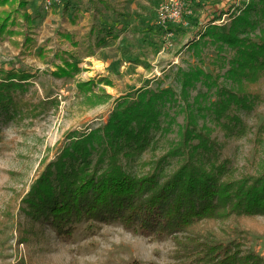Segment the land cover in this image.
I'll use <instances>...</instances> for the list:
<instances>
[{"label": "rangeland", "instance_id": "rangeland-1", "mask_svg": "<svg viewBox=\"0 0 264 264\" xmlns=\"http://www.w3.org/2000/svg\"><path fill=\"white\" fill-rule=\"evenodd\" d=\"M66 1L27 0L25 9L18 0L0 3V17L6 23L5 29L0 28V70L31 75L23 81L24 90L14 93L23 101L20 111L0 122V264H186L171 236L152 237L119 221L94 227L82 221L70 236H61L49 223L33 227L22 210L23 199L72 134L104 126L119 101L136 99L146 90H150L147 96L157 93L166 98L163 129L169 130L161 136L156 153L146 151L141 161L165 154L191 119L199 127L206 125L211 137L223 142L224 132L215 124L210 103L196 102L208 87L199 80H185L197 68L239 95L248 97L249 89L258 88L260 98L252 109L241 111L250 132L228 139L224 147L241 170L257 173L255 169L264 166V138L257 148V164L251 159L256 150L254 133L258 125L264 126V78L248 88L244 76L230 75L229 59L235 50L226 45L224 53H217L215 45L204 47L200 60L190 46L199 39L198 28L188 20L201 17V23L207 24L217 13L220 20L211 24L228 26L250 0H201L203 8L187 6L190 13L175 23L160 20L158 9L164 0H109L113 8L98 3V12L89 0H72L65 12ZM259 20L263 25L264 18ZM257 29L249 36L255 37ZM102 35H107L106 41L98 45ZM64 59L75 63L76 69L67 67ZM137 59L143 64L137 65ZM59 67L67 72L60 73ZM92 80L100 99L88 98L79 87ZM164 90H171L175 101L168 102L171 95ZM220 96L213 88L210 100ZM173 168L171 164L166 170ZM258 219L264 224V217ZM247 246L264 258V231L253 232Z\"/></svg>", "mask_w": 264, "mask_h": 264}, {"label": "trees", "instance_id": "trees-1", "mask_svg": "<svg viewBox=\"0 0 264 264\" xmlns=\"http://www.w3.org/2000/svg\"><path fill=\"white\" fill-rule=\"evenodd\" d=\"M89 1L96 12L100 11L98 3L105 9L113 8L109 0ZM18 2L25 9L27 0ZM71 3L66 1L65 12ZM201 3L186 0L191 10L203 8ZM216 15L207 24L201 23V17H188L199 36L190 46L200 60L202 49L208 45H215L217 53L226 52L225 45L234 48L228 72L248 79L245 85L249 88L264 78V24L260 25L259 20L264 18V0H250L228 26L211 24L220 20ZM3 19L0 17L2 30L6 28ZM257 27L259 33L250 37L249 31ZM106 37L100 36L98 45ZM112 37L117 39L118 35ZM64 62L76 69L75 63ZM136 64L143 62L137 59ZM58 70L67 72L61 67ZM30 77L25 71L0 70V122L14 118L20 111L23 101L14 93L24 90L23 81ZM186 78L208 87L209 97L201 92L196 102L201 99L210 103L215 124L224 132L223 142L211 137L206 125L199 127L191 119L180 128L178 141L165 154L141 161L146 151L156 153L161 136L169 130L163 129L167 124L163 120L168 116L162 111L166 98L157 93L147 96L150 90H146L131 101L123 99L104 126L87 134H72L57 158L47 165L23 199L28 223L33 227L49 223L61 236H70L82 221H87L89 227L119 221L126 228L152 237L171 236L178 256L186 264H264V258L247 246L253 232L264 231L258 219L264 217V166L255 169L257 173L249 168L241 170L224 149L228 139L250 132L241 111L249 112L260 92L258 88L252 92L249 89L248 97L239 95L218 86L211 73L198 68ZM93 85L92 80L79 87L90 95L88 98L100 99L102 94L95 93ZM213 88L222 97L211 101ZM164 93L171 95L168 102L175 101L171 90ZM263 133L261 123L253 137L254 165L257 148L263 145ZM171 164L174 168L168 172Z\"/></svg>", "mask_w": 264, "mask_h": 264}, {"label": "built area", "instance_id": "built-area-1", "mask_svg": "<svg viewBox=\"0 0 264 264\" xmlns=\"http://www.w3.org/2000/svg\"><path fill=\"white\" fill-rule=\"evenodd\" d=\"M186 0H164L158 9L160 20L164 23L180 21L184 14H189Z\"/></svg>", "mask_w": 264, "mask_h": 264}]
</instances>
